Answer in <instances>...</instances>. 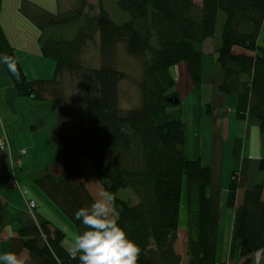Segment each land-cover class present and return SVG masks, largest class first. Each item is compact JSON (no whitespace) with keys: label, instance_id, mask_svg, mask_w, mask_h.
Here are the masks:
<instances>
[{"label":"trees","instance_id":"16d2710c","mask_svg":"<svg viewBox=\"0 0 264 264\" xmlns=\"http://www.w3.org/2000/svg\"><path fill=\"white\" fill-rule=\"evenodd\" d=\"M2 3L0 0V17ZM116 3L130 15L125 23L111 17L103 0L97 6L79 0L77 6L60 12L22 0L21 12L40 30L41 53L56 62L51 79H28L0 23V54L14 56L21 73L16 80L4 65L17 93L60 103L59 172L46 165L36 183L76 224L79 234L85 227L74 214L96 198L85 181L83 158L90 157L104 191L115 196L118 224L141 249L138 264H229L216 260L222 190L211 186V167L187 155L185 117L171 67L186 63L198 102L194 111L200 112L203 43L215 36L219 11L225 13L216 50L225 78L219 89L237 94L238 117L256 119L264 134V46L259 42L264 0ZM96 7L98 12L93 11ZM82 20L72 39L57 34L56 28ZM89 42L101 51L99 66L82 63ZM121 43L143 61L141 104L129 109L119 104V82L128 76L115 64ZM72 89L77 94L73 95ZM212 107L208 103L205 109L211 113ZM122 126L130 127L131 134L121 131ZM233 142L234 166L226 195L227 206L234 208L230 255L233 257L240 245L243 264H256L258 251H263L264 259V157L256 160L258 172L263 174L261 181L248 186L252 158L243 156L241 138ZM184 177L189 222L182 255L176 244ZM122 189L132 190L137 201L121 197ZM16 220L20 224L16 236L11 237V249L17 254L25 252L28 264H80L78 256H69L61 226L51 220L38 224L21 221L0 198V233Z\"/></svg>","mask_w":264,"mask_h":264},{"label":"crops","instance_id":"0c3cea01","mask_svg":"<svg viewBox=\"0 0 264 264\" xmlns=\"http://www.w3.org/2000/svg\"><path fill=\"white\" fill-rule=\"evenodd\" d=\"M7 1L8 0H2L3 3H2V10H1L2 14L0 17V23L2 24L4 33L7 35L8 40L10 41L11 45H13L15 48V54L17 55L19 62L23 66L26 76L28 77L29 80L53 78V74L56 69V62H54L55 60L53 58L51 59L49 57H45L41 53V44L39 43V37H40L39 34L41 33L38 27H37L38 31L33 30V32H35L36 35H38L36 41V43L38 44L37 46L36 45L29 46V44H27L26 40L28 39L27 37H25V35L27 34L23 33V29L20 28L17 29L15 33L16 35L14 36L18 38H20L19 36L22 37L20 38L19 42H17L20 45L18 46L16 44H13L12 36L11 34H9V29L13 28L14 24L8 23L6 25V23H4L10 17L13 18V15L12 14L7 15V14L11 12L13 13L17 12L16 14L17 19L19 16L22 17H26V16L22 12H20L19 9L22 0H11L12 3L9 6V8L6 7L8 3ZM31 1L40 4L46 9H51V10H52V6L50 5H53L54 2H56L57 4H59L60 2V0H31ZM198 1L195 0L197 4L202 2V0H198ZM60 8L62 7L58 8L59 11L61 10ZM221 40L220 43L218 44V42H214V38L212 37L207 39L203 43L204 52H205L203 67H202L204 69L203 70L204 80L200 89L201 90L200 104L202 106L200 112L194 111V105L198 102L195 100V97L193 96L194 82L193 79L190 78L186 63L181 62L177 65H174L173 67H171V71L174 76V79L176 80L175 89L176 91H178V94L182 101V105L184 104V102L187 103L186 100L187 97H188V101H190V96L194 97L192 103L189 104L188 108L186 110H183L185 123H186V131L188 129L193 134L192 139L190 141L189 139L187 140L186 138L187 155H189V157L192 159L200 158L204 165H209L211 167V175H212L211 186L216 187L218 189L227 188L226 191H228L229 188L228 183L230 182V179L232 177L231 172L234 163L232 160L233 156H230V158L226 163L227 160L225 155L226 147L228 144H230V148L233 149L234 139L238 137L242 139V136L244 137L245 135L246 137L245 155H246L247 151L249 150V141L251 142L253 138V131H254L253 128L256 127L257 130H259V127L257 120L252 117H248L244 120L238 117V113L236 109L238 103L237 94L226 93V92L224 93L219 89V85L225 80L224 72L222 68L219 66L216 57V50L221 44ZM259 42H260V38H259ZM14 43H16V40H14ZM19 51L21 52V55L18 54ZM24 52L26 54H24ZM43 101L48 102L54 100L44 99ZM208 103L212 104L213 106L212 107L213 110L211 113L209 111H206L205 109V106ZM22 108H25V110H27L28 115L30 114V116L27 115L28 118H25V121H28L27 123L23 121L22 123L17 122L18 120H20L19 115L22 114V112H24L23 111L24 109ZM58 111L59 109L56 106V103L54 104H51L49 102L41 103V101L36 100V98L33 96L32 97L22 96V95L20 96L17 93L16 87L14 86L12 77H10V75L8 74L5 66L3 64H0V138L4 135V133H7L9 140L11 141V150H12L11 152H13V155L15 157L21 158L22 165L17 167V172L19 174L21 173V176H19V178L20 180H23L24 186L26 183L28 182L30 183V181L35 182L36 178L42 173L46 165H49L54 172H59L58 161L57 164H55V166L50 165V161L47 163L45 161L46 156H48V158L52 156L54 159H57L56 146L58 141L57 135L59 130ZM233 111L236 112L235 120L237 127L234 133L230 131V125L232 123L231 119L233 118L231 114ZM14 113H16L18 116H16ZM238 123H240L241 125V128L239 130H238V125H239ZM243 123L245 124V129ZM46 127H48L50 130L53 129L52 131L54 133L53 136H51V138L49 137L48 139L51 151L50 154L47 155H45L46 153H37L43 151H41V149L38 148V144L36 140V136L38 138L42 136L44 137V135L50 136L48 134V131H46L45 129ZM256 138H258L260 141V145L262 148L261 150L263 151V153H261L260 156H254L253 154L250 153L248 154V157H251V155L253 157L250 161L251 162L250 170H249L250 176L247 182L248 186H252L256 181H259L258 179L260 173L258 172L256 160L260 159L261 157H264V134L260 131L259 135H257L256 133ZM24 149H26L27 151L24 154L27 157L20 155L21 153L20 151ZM3 152H0V198L4 202L5 201L7 202V205L9 206L11 212L16 216H18L21 219V221L26 220L38 224L47 220H51L49 218H46L45 215H42L38 211L35 212V215H31L28 210V205L26 203V200L24 201L25 203L21 202L20 199L22 196L20 195V193L22 194L21 190L16 188L17 186L13 187L10 186L9 184L13 173H11V163L9 160V156L7 154H2ZM52 152H54V154H52ZM41 155L43 156L41 157ZM33 173H34L33 178L30 180ZM24 174L27 175V176L25 175L26 178L25 182L23 176ZM229 175H230L229 181H225V177ZM23 185L21 184L22 189L24 190ZM188 210L189 209L187 208V217L189 215ZM180 217H181V210H180L179 218ZM188 222L189 219L187 221V227H188ZM19 224L20 221L16 220L6 225L5 229L0 233V240H2V242L0 243V249L2 250V253L12 251L11 237L16 236L17 230L19 228ZM9 227H11V230L9 229ZM178 230H179V238L177 240L178 242L176 244V249L178 252H181L180 250H178L179 242H180L179 240L181 237L180 228ZM187 238H188V230H187ZM64 245L68 248L66 244ZM184 253L185 251L181 252L182 255ZM23 255L25 257L27 256L25 252L23 253ZM243 262L244 260L240 256L239 261H234L233 264H243ZM229 264L231 263L229 262Z\"/></svg>","mask_w":264,"mask_h":264},{"label":"rangeland","instance_id":"374dc122","mask_svg":"<svg viewBox=\"0 0 264 264\" xmlns=\"http://www.w3.org/2000/svg\"><path fill=\"white\" fill-rule=\"evenodd\" d=\"M89 3H94L96 6L98 5L100 0H88ZM198 1V0H197ZM7 6L9 8V6L11 5V0L7 1ZM106 8L109 9L111 17L113 19H115L117 22L119 23H125V21H128L130 19V15L129 13H127L126 11H122L116 3V0H103ZM199 2V1H198ZM22 4V3H21ZM79 4V0H60L59 4H57L56 2H54L52 6V10L51 9H47L53 12H60V11H66L69 10L75 6H77ZM60 8L61 10L59 11L58 8ZM20 9V8H19ZM99 8H94V12H98ZM21 12V10H20ZM23 13V12H22ZM13 15V18H9L6 22V25L8 23L14 24L13 28L9 29V34H11L12 36V42L13 44L16 45H20L17 42H19L20 38H22L21 36L18 37H14L16 34V31L18 28L23 29V33H26L27 35H25V37H27L26 40L27 44H29V46H34V45H38L36 43L38 35H36L35 32H33V30L38 31V28L36 26V24L34 22H32L29 18L27 17H22L19 16L17 19V12L16 13H8L7 15ZM219 16H218V20H217V29H216V33L214 38V42H218V44L220 43V40L222 38L221 32H222V28H223V22H224V18H225V13H223L222 11H219ZM6 15V16H7ZM13 19V20H12ZM30 22H28V21ZM82 21H77V22H73L70 25H65V26H61V28H56V32L59 36H63L65 38L68 39H72V37H74L77 33L78 28L80 27V25L82 24ZM32 23V24H31ZM33 25V26H32ZM33 27V28H31ZM15 30V31H14ZM52 30V28H51ZM40 35V34H39ZM14 40H16V43H14ZM260 44H262L264 46V27L261 31V36H260ZM30 49V48H29ZM26 50V49H25ZM117 54H116V66L118 69L126 72L128 74L127 78L121 80L119 83V89H118V93H119V104L121 105V107L123 109H129L132 107H138L140 106V101H141V92H140V88H139V80L141 79V76L143 74V61L140 58H137L133 55H131L126 49L123 43L119 44L117 47ZM31 52V50H30ZM101 51H99L98 47H96L94 42H89L88 45L86 46L85 50H84V54L82 56V63H85L86 66L89 67H95V66H99L101 64L100 56ZM19 55H21V52L19 51L18 53ZM24 54H26L24 52ZM32 55V54H30ZM54 61V60H53ZM55 62V61H54ZM54 76V74H53ZM67 84V83H66ZM67 88H69V85L67 86ZM74 88V87H71ZM67 92H69L68 89H66ZM76 90V89H75ZM72 89V94L75 95L77 94V91H75ZM75 91V92H74ZM69 94V93H68ZM67 94V95H68ZM194 96V95H193ZM193 96H190V101H188V97H187V103L184 102V104H181V107L183 110H186L189 106V104L192 103L193 100ZM80 99V97H79ZM42 102H46V103H51L54 104L56 103V106L59 107V102L54 100V101H43L40 99H37ZM82 102H84V97L82 95ZM54 102V103H53ZM22 112V114L19 115V119L17 122L22 123L25 122L27 123L28 121H25V118H28V116H30V114L28 115L27 110H25V108ZM16 116H18L16 113H14ZM28 115V116H27ZM232 123L230 125V131H232L234 133V131L237 129L236 127V112L233 111L232 112ZM227 123V121H226ZM238 130L241 128L240 123H238ZM244 129H245V124L243 123ZM253 128V126H252ZM46 131H48V135H44V137H37L36 136V140H37V144H38V148L41 149V151L43 152H37V153H46L50 154V146H49V137L51 138V136H53V129L50 130L48 127L45 128ZM253 138L252 141H249V150L247 151V154L245 155V143H246V137L244 135V137L242 136L241 141L243 142V156H248V154H253L254 156H260L261 153H263V151L261 150V145H260V141L258 138H256V133L257 135H259V130H257L256 127L253 128ZM52 132V133H51ZM186 135H187V140L189 139V141L192 139V133L190 132V130L187 129L186 131ZM55 137V136H54ZM53 138V137H52ZM56 138V137H55ZM54 138V139H55ZM56 140V139H55ZM58 140V139H57ZM56 140V141H57ZM54 141V140H53ZM219 149V148H218ZM20 151V150H19ZM3 152V151H2ZM233 149L230 148V144L227 145L226 147V151H225V155H226V163L228 161V159L230 158V156H233ZM2 154H7L9 156V160H10V154L7 151H4ZM52 154H54V152H52ZM43 155H41L42 157ZM24 157H27L26 155H24ZM23 157V158H24ZM251 158L252 155H251ZM45 161L46 163L50 161V165L55 166V164H57V159H54L52 156L50 158H48V156L45 157ZM52 163V164H51ZM83 167L84 170H86V178L85 181L87 182V186L89 188L90 191L93 192V194L95 195V197H98V194L100 191H104L101 180H99L98 174L96 172V170L94 169V162L93 159H91L90 157L88 158H83ZM12 172V171H11ZM18 173V172H17ZM25 175L24 174V182H25ZM34 173L32 174L30 180L33 178ZM19 176H21V173H18V178ZM27 176V175H26ZM226 176V175H225ZM263 177V174L260 173L259 175V181H261ZM230 179V175L225 177V181H229ZM20 183L23 185V180H20ZM229 184V183H228ZM24 190L26 189L27 194H28V198H32L36 200L37 202V209L36 212L38 211L39 213H41L42 215H45L46 218L51 219L56 225H60L66 232L67 238L64 241V244H66L68 247L70 246L72 240L74 239V237L76 235H78V230H77V226L76 224L73 223V221L67 216V214H65L62 209L59 207V205L55 204L53 202V200L49 197L48 194L44 193V191L41 189V187L38 185V183L35 182H31L30 183H26L25 186L23 185ZM183 190H182V202H181V217L180 219V242H179V247L178 250H180L181 252L184 251V249H186L187 247V221H188V217H187V177H184L183 180ZM18 188V187H16ZM19 189V188H18ZM20 190V189H19ZM222 193H221V214H220V225H219V235H218V246H217V256H216V260L219 262L222 261H229L231 264L234 263V261H239L240 258V245L237 247V252L235 255H233V257H231L230 255V245H231V233H232V224H233V213H234V208L233 207H229L227 206V188H222ZM242 188H240V191L238 192V195L240 197L241 195V191ZM21 196V202L25 203V199L23 197V194L20 193ZM121 197L124 198H130L131 200L137 201V197L135 196V194L132 192V190L129 189H122L121 193H120ZM32 196V197H31ZM9 229L11 230V227H9ZM185 230V231H183ZM2 242V240H0V243ZM185 242V244H184ZM0 253H2V250L0 249ZM256 257V255H255ZM256 259V264L260 263L261 261H264V259L262 258V255L260 256L259 260L257 258Z\"/></svg>","mask_w":264,"mask_h":264},{"label":"clouds","instance_id":"9594fccd","mask_svg":"<svg viewBox=\"0 0 264 264\" xmlns=\"http://www.w3.org/2000/svg\"><path fill=\"white\" fill-rule=\"evenodd\" d=\"M0 64L5 65L16 80L20 79L14 56L0 54ZM121 131L130 135L132 130L122 126ZM114 201L112 193L100 191L90 206L75 212V219L82 222L85 230L74 237L67 251L73 259L78 256L80 264H138L141 249L118 224ZM28 260L22 253H0V264H28Z\"/></svg>","mask_w":264,"mask_h":264},{"label":"built area","instance_id":"2783aa9c","mask_svg":"<svg viewBox=\"0 0 264 264\" xmlns=\"http://www.w3.org/2000/svg\"><path fill=\"white\" fill-rule=\"evenodd\" d=\"M4 150L9 152V154H10V163H11V171H12L11 173H13L9 184H10V186H13V187L17 186L22 192V186L19 183L18 174L16 173L17 167L22 165V161H21L20 157H15L13 155V152H11V141H9V137H8L7 133H4V135L0 138V151H4ZM20 152H21L20 155L24 156V154L27 151H26V149H24V150H21ZM22 194L25 197V200H26V203L28 205V210H29L30 214L35 215L36 209L38 207L36 200L32 199V198H28L25 190H23ZM262 253H263V251H258L256 253L255 258H257L259 260Z\"/></svg>","mask_w":264,"mask_h":264},{"label":"water","instance_id":"95a60500","mask_svg":"<svg viewBox=\"0 0 264 264\" xmlns=\"http://www.w3.org/2000/svg\"><path fill=\"white\" fill-rule=\"evenodd\" d=\"M176 101L178 102V99H176Z\"/></svg>","mask_w":264,"mask_h":264}]
</instances>
